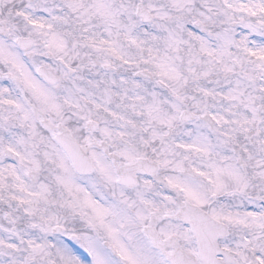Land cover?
<instances>
[{
	"label": "snow or ice",
	"instance_id": "6c2138e0",
	"mask_svg": "<svg viewBox=\"0 0 264 264\" xmlns=\"http://www.w3.org/2000/svg\"><path fill=\"white\" fill-rule=\"evenodd\" d=\"M0 264H264V0H0Z\"/></svg>",
	"mask_w": 264,
	"mask_h": 264
}]
</instances>
